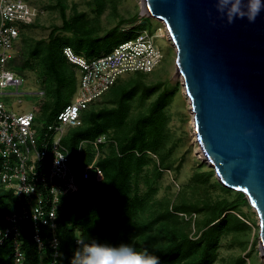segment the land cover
<instances>
[{
  "label": "trees",
  "instance_id": "obj_1",
  "mask_svg": "<svg viewBox=\"0 0 264 264\" xmlns=\"http://www.w3.org/2000/svg\"><path fill=\"white\" fill-rule=\"evenodd\" d=\"M105 2L94 0L99 15L105 8ZM58 3L61 6L64 27L54 28L46 45L36 43L35 48L30 51V59L41 56L40 51H45L42 55L44 72L48 77L47 82L52 83L48 93L52 89L61 94L65 90L68 92L66 86L75 79V70L63 52L61 55L59 50L57 51V40L61 38L56 37V33L63 30L81 40H92L117 33L120 26L99 36L98 28L83 14L73 21L67 20L65 4L62 0H58ZM27 65L29 60L14 68L15 72L21 74ZM121 81L122 79H119L103 96L109 97L111 107H90L84 113L82 126L70 129L64 139L72 158L76 157L79 144L84 140L94 141L105 135L107 142L100 146V151H104L108 144L109 146L96 164L103 174V179L99 182L79 180L78 192L61 198L56 231L60 245L55 264H77L78 234L83 242L84 257L90 247L127 246L142 256L159 257L160 264H214L222 234L235 227L246 229V224L240 220V214H229L231 211H238L239 205H248L245 195L238 192L237 198L232 202L224 200L210 206L209 217L197 237H191L179 229L176 222L178 214H186L189 210L195 213L202 211L195 205H175L171 209L166 207L162 212L148 213L155 190L150 187L146 193H141L140 177L151 163L156 165L157 173L165 169L163 155L159 164L151 156L159 154L164 145L167 123L163 113L165 99L160 95L147 113L132 118L131 102L138 94L140 84L123 85ZM75 88L74 85L68 95L70 101ZM153 88L144 86L143 94L151 95ZM48 105H45L46 113L39 115L44 124L51 123L66 106L58 108L57 105V108L49 111ZM88 150L84 159L87 164L94 156L90 147ZM1 163L0 160V167ZM20 203L11 191L5 190L0 184V227H8L12 216L20 213ZM21 230L19 240L25 254V264H53L54 250L47 246L42 257V252L33 240L31 223L22 222ZM12 248L13 243L9 240L0 246V264L11 263ZM244 263V258H238L233 264Z\"/></svg>",
  "mask_w": 264,
  "mask_h": 264
},
{
  "label": "rangeland",
  "instance_id": "obj_2",
  "mask_svg": "<svg viewBox=\"0 0 264 264\" xmlns=\"http://www.w3.org/2000/svg\"><path fill=\"white\" fill-rule=\"evenodd\" d=\"M105 1V8L99 15L94 0H62L65 4L67 20L73 21L83 14L98 28L99 36L117 26H120V29L117 33L105 38L92 40H81L71 33L60 30L55 35L61 38L57 40V51L59 50L62 55L64 47L70 46L76 55L85 59H94L111 52L119 44L134 39L140 33L147 31L152 36L155 45L164 54L163 63L152 73H133L120 78L123 85L140 84V90L131 102L130 117L132 118L147 113L160 95L165 99L163 113L167 123L164 145L159 154L151 155L157 164L163 155L165 169L157 173L154 163L148 165L140 177V192L146 193L150 187L155 190L148 213L162 212L166 207L171 209L175 205H195L199 210L201 209L202 211L198 213L189 210L186 214H178L176 221L179 229L191 237H197L203 223L209 217V207L224 200L232 202L237 198L238 192L224 190L210 163L195 152L198 141L194 138L193 115L188 96L178 75L176 50L167 36L164 25L145 15L146 11L143 9L141 0ZM27 2L39 13L37 22L33 23V26H21L14 58L6 65V69L13 71L23 80V83L0 89V102L16 114L38 109L37 123L40 126L42 120L39 115L46 113L45 105L49 104V111H51L57 108V105L59 108L75 101L81 76L79 68L71 64L75 70V79L73 78V82L70 81V84L66 86L68 92L65 90L58 94L51 89L48 93L52 83L47 82L48 77L44 72L42 55L45 51H40L41 56L37 55L34 59H30V51L35 48L36 43L41 42L42 45H46L50 41L54 28L64 27L61 6L58 0H27ZM28 60L29 65L24 66L21 74L15 72L14 68L22 66ZM72 84L76 88L70 101L68 95L73 89ZM144 86L154 87L151 95L143 94ZM108 100V96L102 97L90 107L97 109L104 106L111 107ZM108 146L104 151H107ZM104 151H100V155H103ZM89 175L91 177L89 182L97 179L96 170H89ZM238 209L229 214H240V220L246 224V229L241 230L235 227L222 234L218 246V257L214 264H233L238 258H244V264H264L258 216L249 203L239 205Z\"/></svg>",
  "mask_w": 264,
  "mask_h": 264
},
{
  "label": "built area",
  "instance_id": "obj_3",
  "mask_svg": "<svg viewBox=\"0 0 264 264\" xmlns=\"http://www.w3.org/2000/svg\"><path fill=\"white\" fill-rule=\"evenodd\" d=\"M39 13L27 0H0V89L21 85L6 65L15 55L21 26L37 21ZM63 54L80 70L81 82L75 101L66 105L49 123H37V111L16 114L0 102V184L21 202L20 213L12 216L8 227H0V246L13 243V264H23L21 223L30 222L33 240L40 250L50 246L53 259L59 256L56 236L58 209L63 196L79 190V180L89 182V170H96L99 182L103 174L96 166L105 135L94 141L84 140L72 158L64 139L72 128L83 124V113L96 104L125 75L149 74L164 61V54L146 31L119 44L110 53L85 59L65 47ZM93 160L85 163L87 148ZM90 153V152H89ZM150 154V153H149ZM151 155V154H150ZM79 245L81 240H77ZM80 264V261H78Z\"/></svg>",
  "mask_w": 264,
  "mask_h": 264
},
{
  "label": "water",
  "instance_id": "obj_4",
  "mask_svg": "<svg viewBox=\"0 0 264 264\" xmlns=\"http://www.w3.org/2000/svg\"><path fill=\"white\" fill-rule=\"evenodd\" d=\"M141 1L175 45L206 159L258 216L264 258V12L228 23L216 0Z\"/></svg>",
  "mask_w": 264,
  "mask_h": 264
},
{
  "label": "clouds",
  "instance_id": "obj_5",
  "mask_svg": "<svg viewBox=\"0 0 264 264\" xmlns=\"http://www.w3.org/2000/svg\"><path fill=\"white\" fill-rule=\"evenodd\" d=\"M216 5L218 11L224 13V15L226 16L228 23H233L236 19L245 18L249 23H254L257 17L260 16L262 12H264V0H216ZM77 240L82 241L80 234H78ZM78 247L79 251L76 259L77 264H79L78 261H80V264H160L159 257L142 256L127 246L112 248L102 246H96L94 248L90 247L87 250V254L85 255V257L83 242L81 245L78 244ZM38 250L40 249L38 248ZM40 251L43 254L42 257H44L45 249ZM22 253L24 255L23 264H25V254L23 251ZM13 255L14 254L12 248L10 264H13Z\"/></svg>",
  "mask_w": 264,
  "mask_h": 264
},
{
  "label": "bare ground",
  "instance_id": "obj_6",
  "mask_svg": "<svg viewBox=\"0 0 264 264\" xmlns=\"http://www.w3.org/2000/svg\"><path fill=\"white\" fill-rule=\"evenodd\" d=\"M163 25H164V24H163ZM164 27H165V25H164ZM165 29H166V27H165ZM166 33H167V36H168L169 40L171 41V43L173 44V46H174V48H175V45H174V43H173V41H172V39H171V37H170V35H169L167 29H166ZM175 50H176V48H175ZM178 75H179V77H180L181 80H182V76H181V74L179 73V71H178ZM182 83H183V80H182ZM183 87H184V84H183ZM184 90H185V87H184ZM185 94L187 95L186 90H185ZM187 96H188V95H187ZM188 101H189V105H190L191 112H192V115H193L192 123H193V126H194V128H195L194 138H195V140L198 141V136H197L196 127H195V123H194V113H193V110H192L191 101H190L189 96H188ZM195 152H196L197 154H199L201 158L206 159V157H205V155H204V153H203V151H202V149H201V147H200V145H199V141H198V145H197V147H196V151H195ZM206 160H207V159H206ZM207 162H208V160H207Z\"/></svg>",
  "mask_w": 264,
  "mask_h": 264
}]
</instances>
